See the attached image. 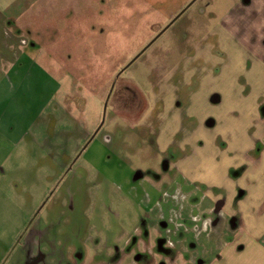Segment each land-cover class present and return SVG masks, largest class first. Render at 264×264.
Instances as JSON below:
<instances>
[{"label": "rangeland", "instance_id": "obj_1", "mask_svg": "<svg viewBox=\"0 0 264 264\" xmlns=\"http://www.w3.org/2000/svg\"><path fill=\"white\" fill-rule=\"evenodd\" d=\"M192 2L22 0L8 10L17 29L28 26L19 7L34 10L23 18L36 21V51L62 90L23 138H0V264H197L220 201L218 233L224 218L236 236L264 230V0Z\"/></svg>", "mask_w": 264, "mask_h": 264}, {"label": "crops", "instance_id": "obj_2", "mask_svg": "<svg viewBox=\"0 0 264 264\" xmlns=\"http://www.w3.org/2000/svg\"><path fill=\"white\" fill-rule=\"evenodd\" d=\"M17 3H22V0L14 2L7 9H0V138L5 140L11 136L17 139L23 138L30 127L40 124L42 114L49 113L50 106L62 90V85L55 82L50 75L53 72L52 66L44 65L40 59L42 53L36 51V21L23 18L25 14L34 10L30 7L26 12L27 8L21 10L19 7L18 12H15L16 22L21 27L28 23L26 29L23 27L22 29L15 27V29L10 25L8 10L18 8ZM40 12H42L41 9L36 11L38 14ZM49 29L53 30V28ZM50 39L58 41L59 37L54 35ZM69 39L64 36L59 40ZM28 104L29 108L24 107ZM42 104L44 107L40 109ZM35 106L38 110L34 111V116H30ZM61 106L66 114L65 106ZM29 116L32 117L31 120ZM26 121L29 123H25ZM15 129L16 132H12ZM260 209L259 213H264V201ZM260 215L262 214H257L258 217ZM260 221V218L256 220V226H259ZM224 222L227 227L222 229L221 234L218 233V227H214L215 230L210 228L203 231L206 234L211 231L214 239L208 247L209 256L197 264H264V230L255 234L254 229L251 228L246 232L242 227L244 232L236 236L234 233L239 227L228 226L227 218H224ZM176 261L182 262L181 264L187 263L183 259H176Z\"/></svg>", "mask_w": 264, "mask_h": 264}, {"label": "flooded vegetation", "instance_id": "obj_3", "mask_svg": "<svg viewBox=\"0 0 264 264\" xmlns=\"http://www.w3.org/2000/svg\"><path fill=\"white\" fill-rule=\"evenodd\" d=\"M123 99H125L124 97H123ZM211 125V124H210ZM190 196V195H189ZM173 197H175V196H173ZM172 197V198H173ZM190 198L191 197H189V199L188 200H190ZM169 203V202H168ZM157 205H159L158 204V202H154V207H157ZM173 206V205H172ZM193 206V205H192ZM195 206H196V209L195 208H193V209H191L190 208V210L189 211H191V214L190 213H188V215H189V217H191V216H193V214H197V213H199L200 211H199V208H200V206L202 207L203 206V204L202 203H198V202H195ZM152 208V209H150V211H151V213L153 214V215H156L157 213H162L163 214V216H165V214H164V212H163V209L162 208H160V210H157V209H155V208ZM174 209L173 208H171V209H169V212H168V215L173 211ZM196 210H198V212L196 213L195 211ZM223 210H224V202L223 201H220V202H218L217 204L215 203H213V207H211L209 210H208V212L212 215V216H214V219H213V221H212V223H213V227H219L220 226V223H221V221H222V216L224 215V213H223ZM188 211V212H189ZM164 218V217H163ZM160 224H162V226L165 228V231H164V233H166L167 234V237L166 238H168L170 235H173V234H169L170 232H171V230H170V226H169V224H168V220H166V221H164V220H161L160 222H159ZM234 226V224L233 223H229L228 222V226ZM191 228V227H190ZM153 230H155V228H153ZM177 231H178V229H177ZM176 231V232H177ZM161 232V231H160ZM201 234V233H200ZM166 238H165V243H169L170 244V241H166ZM156 240L154 241V242H156V243H154L155 245L157 244H159V247L160 246H163L165 243L163 242V241H161L160 240V238H155ZM152 244H153V240H152V242H151ZM174 247V246H173ZM15 250V249H14ZM13 250V251H14ZM13 251H11L10 253H8L7 255H5L4 256V258H2V259H5L4 261H5V263L7 262V260H8V258H9V256L12 254V252ZM7 252H9V251H7ZM130 253H131V251H130ZM142 256H140V255H137L136 256V258H134V262L135 263H139V261H141V258ZM176 259H177V257H176ZM36 260V261H35ZM35 260L33 261V264H36L35 262H37V261H40V258H35ZM166 260H169V259H165V262H166ZM165 262H163V264H165ZM162 263V262H161ZM155 264H158V263H155Z\"/></svg>", "mask_w": 264, "mask_h": 264}, {"label": "water", "instance_id": "obj_4", "mask_svg": "<svg viewBox=\"0 0 264 264\" xmlns=\"http://www.w3.org/2000/svg\"><path fill=\"white\" fill-rule=\"evenodd\" d=\"M195 1H196V0H194V2H195ZM194 2H192V4H193ZM192 4H190V5L187 7V9H188ZM187 9H186V10H187ZM186 10H184L183 13H184ZM106 108H107V104H106L105 107H104V114H103V118H102V121H101V123H100L99 128H98V129L95 131V133L91 136L89 142H88V143L86 144V146L83 148L82 153L87 149V147L91 144V142L95 139V137L97 136V134H98V133L100 132V130L102 129V127H103V125H104V123H105ZM15 248H16V247H14L13 250H14ZM13 250H12V251H13Z\"/></svg>", "mask_w": 264, "mask_h": 264}]
</instances>
